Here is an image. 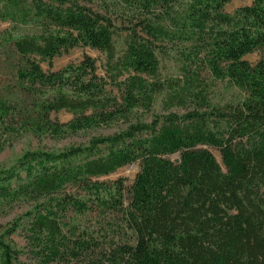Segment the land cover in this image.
Segmentation results:
<instances>
[{"label": "trees", "instance_id": "obj_1", "mask_svg": "<svg viewBox=\"0 0 264 264\" xmlns=\"http://www.w3.org/2000/svg\"><path fill=\"white\" fill-rule=\"evenodd\" d=\"M231 1L0 0V20L11 25L0 44H10L31 99L28 108L0 96V150L22 131L60 138L125 125L87 145L27 151L0 170V203L35 204L26 238L42 264H264V0L228 13ZM79 46L104 54V76L87 55L43 71L42 62ZM255 52V63L245 59ZM167 56L181 79L162 77ZM203 70L241 99L213 104ZM160 95L165 110L184 112L140 121ZM60 111L71 120L51 118ZM136 162L129 187L100 180ZM69 211L120 214L131 241L101 247L66 221ZM18 254L0 234V264H19Z\"/></svg>", "mask_w": 264, "mask_h": 264}, {"label": "rangeland", "instance_id": "obj_2", "mask_svg": "<svg viewBox=\"0 0 264 264\" xmlns=\"http://www.w3.org/2000/svg\"><path fill=\"white\" fill-rule=\"evenodd\" d=\"M252 0H233L225 6V11L232 13L235 9L249 5ZM10 23L0 20V35L10 30ZM28 33V29L22 28L19 31L20 35ZM127 37L126 32H121L115 38L118 49H121L124 40ZM90 56L96 60L98 67V73L104 76V63L105 56L97 50H93L89 47H76L69 50L67 53L60 57H56L52 60L51 65L47 62H42L41 67L43 71H57L62 69L68 64L79 63L84 56ZM260 57V52H255L245 57L251 63H255ZM161 61V75L162 77L175 80L181 79L182 74L179 71V67L175 58L172 57H160ZM17 64V57L13 53L10 44H0V96L16 101L28 107L31 103V99L21 92L17 82L15 67ZM201 79L206 83V89L209 99L213 104L220 106L226 104H234L241 99V93L237 88L232 86L227 80H216L212 77L211 73L207 70L201 72ZM165 95L157 97L152 111L149 113H142L139 111L138 118L140 121L149 122L153 114H165L169 112L183 113L184 109L179 107H173L165 110L164 106ZM51 118L61 123H66L71 120L72 115L65 111L58 113H52ZM125 128V125L119 124L112 128H100L88 131L68 132L65 136L56 138L49 133L32 134L29 131H22L17 136L6 141L3 149L0 150V170L13 166L17 160L27 151L44 150L50 152H58L64 150L70 146L87 145L91 138L96 136L111 135L117 131ZM217 161L220 163L222 169L224 166L221 162L219 153L216 149L210 148ZM172 161L178 162L179 157L177 154L169 157ZM139 170V163L126 165L119 168L113 174L103 177L100 180L105 182H113L117 179H125L124 184L129 187L136 173ZM264 191V188H263ZM66 193L76 195L80 193L77 188L69 187ZM35 204L32 202L18 201L14 203H0V234H5L6 239L12 246L19 251L17 256V262L19 264H42L37 257H35L33 248L27 241V227L30 221V216L26 213L34 210ZM67 222L76 225L78 231H85L90 233L94 238L101 243V247H107L110 241H116L119 243H126L131 241L130 232L125 230L123 218L120 214H102L99 211L93 213L80 215L73 211H69L67 214ZM21 225L12 234H6L11 228L15 226V223ZM86 237V236H85ZM56 264V263H53ZM57 264H69V262L57 263Z\"/></svg>", "mask_w": 264, "mask_h": 264}]
</instances>
